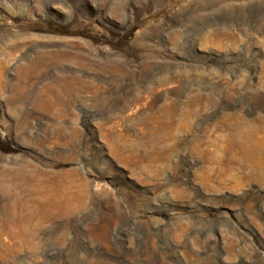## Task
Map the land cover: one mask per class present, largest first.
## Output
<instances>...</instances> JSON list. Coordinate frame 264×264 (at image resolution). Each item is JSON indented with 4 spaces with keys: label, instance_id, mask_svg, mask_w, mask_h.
<instances>
[{
    "label": "rangeland",
    "instance_id": "1",
    "mask_svg": "<svg viewBox=\"0 0 264 264\" xmlns=\"http://www.w3.org/2000/svg\"><path fill=\"white\" fill-rule=\"evenodd\" d=\"M0 180V264H264V0H0Z\"/></svg>",
    "mask_w": 264,
    "mask_h": 264
},
{
    "label": "bare ground",
    "instance_id": "2",
    "mask_svg": "<svg viewBox=\"0 0 264 264\" xmlns=\"http://www.w3.org/2000/svg\"><path fill=\"white\" fill-rule=\"evenodd\" d=\"M13 181L14 180H0L4 185L12 184ZM81 186L82 185H75L67 180H50L49 182H44L39 187L37 195H35L36 197H34L33 201L26 204V208L32 209V207L37 206L39 211L38 216L46 221H50L58 215H60V217L61 215H70L74 210L73 203L78 200L77 195H82L83 193ZM36 190L37 189L35 188V191L33 192H36ZM25 215L23 214V216L21 215V217L18 218L17 213L13 212L9 221L10 224L20 231L23 228L26 229L36 224H33L35 222V215L33 212L29 215L27 214V216ZM18 235L19 239H21V232H19Z\"/></svg>",
    "mask_w": 264,
    "mask_h": 264
}]
</instances>
